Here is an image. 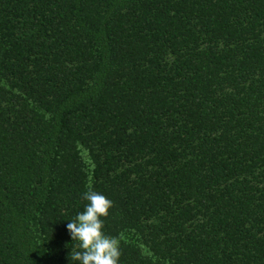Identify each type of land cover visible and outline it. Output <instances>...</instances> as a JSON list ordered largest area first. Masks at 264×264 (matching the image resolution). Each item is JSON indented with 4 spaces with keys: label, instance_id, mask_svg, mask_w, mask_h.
I'll use <instances>...</instances> for the list:
<instances>
[{
    "label": "trees",
    "instance_id": "1",
    "mask_svg": "<svg viewBox=\"0 0 264 264\" xmlns=\"http://www.w3.org/2000/svg\"><path fill=\"white\" fill-rule=\"evenodd\" d=\"M88 188L119 264H264V0H0V264Z\"/></svg>",
    "mask_w": 264,
    "mask_h": 264
},
{
    "label": "clouds",
    "instance_id": "2",
    "mask_svg": "<svg viewBox=\"0 0 264 264\" xmlns=\"http://www.w3.org/2000/svg\"><path fill=\"white\" fill-rule=\"evenodd\" d=\"M84 209L68 220L67 230L75 245L72 264H119L120 240L104 231V219L112 201L103 193L88 188L82 193Z\"/></svg>",
    "mask_w": 264,
    "mask_h": 264
}]
</instances>
